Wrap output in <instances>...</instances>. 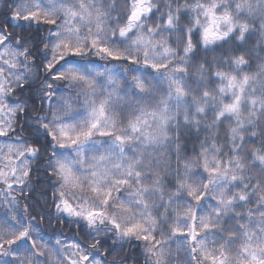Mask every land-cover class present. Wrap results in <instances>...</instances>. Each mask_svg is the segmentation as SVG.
<instances>
[{"label":"snow or ice","instance_id":"6c2138e0","mask_svg":"<svg viewBox=\"0 0 264 264\" xmlns=\"http://www.w3.org/2000/svg\"><path fill=\"white\" fill-rule=\"evenodd\" d=\"M130 262L264 264V0H0V264Z\"/></svg>","mask_w":264,"mask_h":264},{"label":"trees","instance_id":"16d2710c","mask_svg":"<svg viewBox=\"0 0 264 264\" xmlns=\"http://www.w3.org/2000/svg\"><path fill=\"white\" fill-rule=\"evenodd\" d=\"M52 223L54 226L56 225V221H53ZM65 234L68 237H71L72 235H74V233L71 231V229H65ZM130 264H131V262H130Z\"/></svg>","mask_w":264,"mask_h":264}]
</instances>
